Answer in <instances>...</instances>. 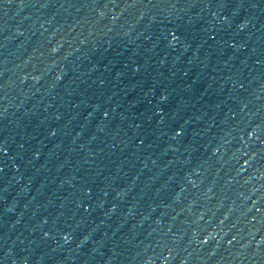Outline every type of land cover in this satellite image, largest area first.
<instances>
[{
    "label": "water",
    "instance_id": "water-1",
    "mask_svg": "<svg viewBox=\"0 0 264 264\" xmlns=\"http://www.w3.org/2000/svg\"><path fill=\"white\" fill-rule=\"evenodd\" d=\"M0 264H264V0H0Z\"/></svg>",
    "mask_w": 264,
    "mask_h": 264
}]
</instances>
